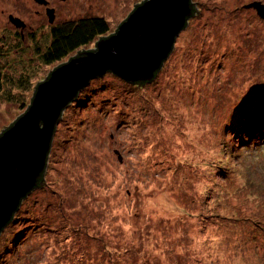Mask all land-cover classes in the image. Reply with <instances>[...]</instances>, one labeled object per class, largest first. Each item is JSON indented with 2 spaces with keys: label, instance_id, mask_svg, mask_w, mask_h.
<instances>
[{
  "label": "rangeland",
  "instance_id": "rangeland-1",
  "mask_svg": "<svg viewBox=\"0 0 264 264\" xmlns=\"http://www.w3.org/2000/svg\"><path fill=\"white\" fill-rule=\"evenodd\" d=\"M254 1L264 4L192 0L198 11L152 81L87 83L56 124L44 183L0 233V264H264V20L244 7ZM135 3L62 6L114 32ZM55 65L38 66L26 90L3 84L0 130Z\"/></svg>",
  "mask_w": 264,
  "mask_h": 264
},
{
  "label": "water",
  "instance_id": "water-1",
  "mask_svg": "<svg viewBox=\"0 0 264 264\" xmlns=\"http://www.w3.org/2000/svg\"><path fill=\"white\" fill-rule=\"evenodd\" d=\"M141 1L93 50L59 65L39 83L30 106L0 135V232L37 186L56 124L78 91L106 71L127 82L151 80L193 10L190 0ZM244 7L264 20L261 2Z\"/></svg>",
  "mask_w": 264,
  "mask_h": 264
},
{
  "label": "trees",
  "instance_id": "trees-1",
  "mask_svg": "<svg viewBox=\"0 0 264 264\" xmlns=\"http://www.w3.org/2000/svg\"><path fill=\"white\" fill-rule=\"evenodd\" d=\"M142 2L143 1H141V3ZM190 4L192 5V8H193L191 15H193V13L195 12V6L192 0H190ZM188 19L189 17L186 18L185 25L181 30H183L185 26L187 25ZM114 32H110L108 22L103 17H99V16L84 17L77 21L64 24L60 28H56L55 31L52 33V35L50 34L37 35L36 39L38 40H37V43L34 44L32 41H29L27 43L26 42L20 43V41H18L19 39L18 37L17 39L12 38L14 36L8 33V29L2 28V26H0V58L2 57H5V58L12 57L13 58L14 57V60L16 59L17 62L21 63L18 66H16L17 64H14V63L11 65L10 63L0 64V98H4L6 94L5 88L2 87L3 84L11 87L12 89L26 90L29 80L30 78L35 76L36 69L38 66H42V65L50 66V65L56 64L44 77H41V79L37 80V82L34 84L35 86L33 88L32 94L27 104L25 102V99H22V98L18 99L17 103L20 105L21 108L22 106H24L25 109L23 110L22 113L17 115L6 127L0 130V135L7 128H9L14 123V121L20 115L24 113L25 110H27V108L31 104L32 98L36 91V87L38 86L39 83L48 79L53 70H55L59 65L67 63L71 58L81 56L84 52L93 50L95 48L96 42L100 38L107 37ZM177 37H178V34L175 36L172 49L168 53V56L173 50ZM90 44H93V46H90ZM8 70L12 71L10 75L8 74ZM157 71L154 73L151 80L136 82L135 84L144 85L152 81L157 75ZM107 73H112V72L106 71L102 76H104ZM96 78H99V77H95L90 80H93ZM122 81L128 84L131 83L125 80H122ZM85 86L81 88L78 91V93L82 89H84ZM78 93L76 97L78 96ZM7 94L8 96L5 97L6 100L13 99L10 93L7 92ZM50 147H51V144H50ZM49 152H50V148L47 153L44 172H42L41 176L39 177L37 184H36L37 186H35L31 191L38 188L40 184L42 183V180L44 178L45 169L48 163ZM28 194L26 196H28ZM26 196L24 198H26ZM22 200L20 202L19 207L22 204ZM13 216H12V219H13ZM11 220L7 223V225L11 222Z\"/></svg>",
  "mask_w": 264,
  "mask_h": 264
},
{
  "label": "flooded vegetation",
  "instance_id": "flooded-vegetation-1",
  "mask_svg": "<svg viewBox=\"0 0 264 264\" xmlns=\"http://www.w3.org/2000/svg\"><path fill=\"white\" fill-rule=\"evenodd\" d=\"M60 2L67 3V0H15L11 3L2 0L0 13L5 20L0 26L8 29V33L14 36L12 38L17 39L18 37L20 43L32 41L36 44L38 40L36 36L39 34L52 35L56 28L64 24L91 17L89 15L78 16L80 14L74 16L70 14L71 12L63 10ZM76 16L78 19H74Z\"/></svg>",
  "mask_w": 264,
  "mask_h": 264
}]
</instances>
